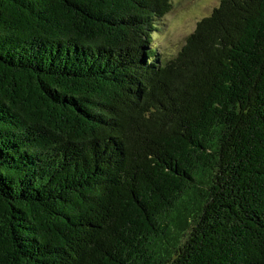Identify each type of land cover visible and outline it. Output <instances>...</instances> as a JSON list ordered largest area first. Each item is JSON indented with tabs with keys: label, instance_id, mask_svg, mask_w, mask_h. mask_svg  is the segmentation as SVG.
<instances>
[{
	"label": "trees",
	"instance_id": "1",
	"mask_svg": "<svg viewBox=\"0 0 264 264\" xmlns=\"http://www.w3.org/2000/svg\"><path fill=\"white\" fill-rule=\"evenodd\" d=\"M171 8L0 0V264H264V0Z\"/></svg>",
	"mask_w": 264,
	"mask_h": 264
},
{
	"label": "rangeland",
	"instance_id": "2",
	"mask_svg": "<svg viewBox=\"0 0 264 264\" xmlns=\"http://www.w3.org/2000/svg\"><path fill=\"white\" fill-rule=\"evenodd\" d=\"M220 0H171L172 8L160 22L155 39L162 56L175 54L198 20L211 13Z\"/></svg>",
	"mask_w": 264,
	"mask_h": 264
}]
</instances>
